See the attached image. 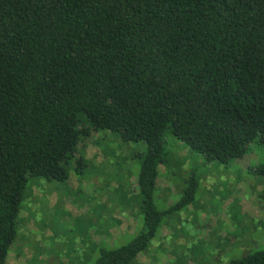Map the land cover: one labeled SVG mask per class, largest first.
<instances>
[{
  "label": "trees",
  "instance_id": "1",
  "mask_svg": "<svg viewBox=\"0 0 264 264\" xmlns=\"http://www.w3.org/2000/svg\"><path fill=\"white\" fill-rule=\"evenodd\" d=\"M98 130L145 146L140 227L91 263L129 264L197 188L153 206L166 131L221 164L264 143V0H0V264L28 179L64 182ZM226 264H264V246Z\"/></svg>",
  "mask_w": 264,
  "mask_h": 264
},
{
  "label": "rangeland",
  "instance_id": "2",
  "mask_svg": "<svg viewBox=\"0 0 264 264\" xmlns=\"http://www.w3.org/2000/svg\"><path fill=\"white\" fill-rule=\"evenodd\" d=\"M152 203L167 210L192 173L191 203L167 212L146 249L129 264H226L264 246V143L221 164L205 161L167 131ZM264 142V140H263ZM84 165L71 160L64 182L29 178L6 264H91L100 249L131 240L142 215L135 176L141 142L91 131L78 143ZM114 220V222H113Z\"/></svg>",
  "mask_w": 264,
  "mask_h": 264
},
{
  "label": "crops",
  "instance_id": "3",
  "mask_svg": "<svg viewBox=\"0 0 264 264\" xmlns=\"http://www.w3.org/2000/svg\"><path fill=\"white\" fill-rule=\"evenodd\" d=\"M113 222H114V220H113Z\"/></svg>",
  "mask_w": 264,
  "mask_h": 264
}]
</instances>
